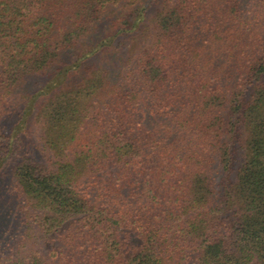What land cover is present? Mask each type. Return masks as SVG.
I'll return each mask as SVG.
<instances>
[{
  "label": "trees",
  "instance_id": "16d2710c",
  "mask_svg": "<svg viewBox=\"0 0 264 264\" xmlns=\"http://www.w3.org/2000/svg\"><path fill=\"white\" fill-rule=\"evenodd\" d=\"M0 264H264V0H0Z\"/></svg>",
  "mask_w": 264,
  "mask_h": 264
},
{
  "label": "rangeland",
  "instance_id": "374dc122",
  "mask_svg": "<svg viewBox=\"0 0 264 264\" xmlns=\"http://www.w3.org/2000/svg\"><path fill=\"white\" fill-rule=\"evenodd\" d=\"M53 244H54L53 242H50V243H48L46 245H47V247H52Z\"/></svg>",
  "mask_w": 264,
  "mask_h": 264
}]
</instances>
